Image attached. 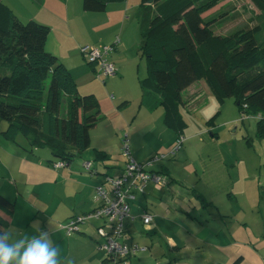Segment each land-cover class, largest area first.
Masks as SVG:
<instances>
[{
  "label": "crops",
  "instance_id": "0c3cea01",
  "mask_svg": "<svg viewBox=\"0 0 264 264\" xmlns=\"http://www.w3.org/2000/svg\"><path fill=\"white\" fill-rule=\"evenodd\" d=\"M246 1L249 4L246 11H243L249 13L247 19L250 15L264 16V11L257 10L249 0ZM31 2L42 13L39 14V19L29 18L47 25L50 29L44 44L45 50L64 64L75 80L78 93L81 95L92 93L96 95L92 85L100 86V84L94 81L93 70L85 64L86 60L79 48L83 45L97 46L112 43L107 38L113 28L120 26V44L109 54V59L116 68V74L110 77L109 88L116 87V100L114 95L112 98L109 97L107 85L104 86L105 92L100 86L97 102L100 119L89 132V147L81 154L77 153L85 158L82 161L73 159L69 161L61 169L62 177H57L59 180L53 181L49 191L44 193L33 187L22 189L15 180L13 186L9 183L10 191L3 185L5 181L3 179L0 193L14 203L12 215L0 211V217L6 222L5 228L12 226L19 229L21 235L29 237L37 235L38 228L50 231L53 242L60 248L61 261L71 260L72 264H264V175L258 178L252 177L249 172L252 167L248 169L249 165L245 157L231 146L223 152L217 144L205 142V133L210 132L211 137L217 136L212 132V128L206 127L207 124L213 123L212 121L209 123L210 119L205 125L194 117L196 114L202 115L203 106L211 103V107H214L211 100H208L214 98L202 80L192 83L181 93V114L182 110L187 114L192 113L193 121L197 124L195 131L187 132L186 138L190 141L180 149V158L183 161L180 159L173 161L171 157H166L155 165V168L163 171L169 180V187L165 191H168L171 185L174 194L178 186L188 189L200 207L196 203L190 209L181 195H178L176 198L178 203L174 204L173 210L166 205V211H169V207L172 213L160 211L158 202L152 211L148 204L158 200L159 194L163 192L157 191L155 189L157 187L151 185L144 194L136 195L134 201L130 203V217L124 220L127 241L139 246L141 245L136 235H139L141 230L145 232L143 235H147V232H154L164 224L162 220H167L171 228V239L168 240L167 245L159 250L158 246L154 248L152 243L141 241L145 244L142 245L143 250L124 261H113L101 255L95 246L94 241L98 229L102 228V221L92 219L81 226L80 232L70 235L64 232L61 226L70 217L87 213L96 206L93 200L94 189L96 185L102 183L104 176L117 175L123 169V155L121 154L122 162L113 165L115 162L110 160L109 151L119 150L124 128L127 127L126 136L129 138V145L134 148L137 144L143 150H147L142 153L129 148L133 158L138 162H146L155 154L168 153L178 134L164 125V111L160 105L154 109L142 105L140 80L137 86L131 84L128 89L123 85L119 88L116 86V83L125 80L118 75L123 72L126 52H129L132 44L139 42L137 37L142 41L138 19L139 0L109 3L100 13L84 11L79 0ZM131 20L133 23L135 21L137 37L132 39L130 44L127 40L126 27ZM90 33H101L102 37L98 39L100 43H87ZM101 82L103 83L102 80ZM234 106L236 108L235 104ZM233 118H229L227 122L232 121ZM256 121L255 118V123ZM186 124L187 128L188 123ZM186 128L182 132V137ZM94 131L99 133L97 141L93 140ZM254 135L257 138L255 126ZM147 136H150L148 140H142ZM194 140L199 141V150L204 151L202 154L206 158L205 162L201 161V156L193 148ZM245 144L247 148H251L248 139ZM89 148L91 151H87ZM45 149L30 148V154L47 157L49 152ZM96 152L100 153V157H96ZM244 154L246 156V153ZM193 155H197V158H192ZM89 157L103 168H93ZM85 162L91 163L89 170L83 166ZM25 164L28 166L27 163ZM262 165L264 161L258 158V169ZM35 166L50 170L40 160ZM54 170L58 171L60 168ZM178 170L183 172L182 176L181 173L178 174ZM199 186L206 188L208 194L198 189ZM137 197L146 200L141 203L137 201ZM143 213L151 215L148 229L142 224ZM154 250L155 253L152 254Z\"/></svg>",
  "mask_w": 264,
  "mask_h": 264
},
{
  "label": "trees",
  "instance_id": "16d2710c",
  "mask_svg": "<svg viewBox=\"0 0 264 264\" xmlns=\"http://www.w3.org/2000/svg\"><path fill=\"white\" fill-rule=\"evenodd\" d=\"M123 1L81 0V7L100 13L107 4ZM219 1L139 0V51L146 69L141 103L149 109L160 105L164 125L182 135L187 124L181 93L202 80L219 105L231 98L241 119L255 117V134L264 139V16L250 15L247 27L217 33L216 19L202 14ZM249 2L264 11V0ZM49 31L34 20L23 23L0 0V118L6 121L1 134L9 140L20 134L31 149L47 148L68 164L89 147L100 110L96 98L79 94L68 69L45 50ZM0 211H14L1 193ZM0 225L6 226L1 217Z\"/></svg>",
  "mask_w": 264,
  "mask_h": 264
},
{
  "label": "rangeland",
  "instance_id": "374dc122",
  "mask_svg": "<svg viewBox=\"0 0 264 264\" xmlns=\"http://www.w3.org/2000/svg\"><path fill=\"white\" fill-rule=\"evenodd\" d=\"M4 4L9 6L15 14L18 16L20 21L23 23L28 22L30 19L29 17H35V19H39V14L42 13V11H38L36 6L30 1V0H2ZM81 3V0H79ZM249 3L246 0H220L217 5L212 7L211 9L207 10L206 12L203 13V16L206 17V19H209L213 17L216 19V21L212 23H216V27H214L215 32H221V33H228L234 29H238L241 27H247L248 24V19L247 16H249L248 12H244L243 10L246 11L247 5ZM35 21V20H34ZM134 24V29L133 28ZM110 29V28H109ZM126 35H127V40L132 43V39H135L137 37L136 34V27H135V21L131 20L129 22L128 27H126ZM120 26H117L111 30L110 36L107 39H110V42H113L116 38L119 39L120 41ZM85 37V36H82ZM102 37L101 33H90L88 35V39L86 40L87 43H94L98 44V39ZM137 40H139L138 43H134L130 46L129 52H126V60L123 62V72L122 74H119L118 76L124 77L125 80L123 82H118L116 83L117 88L119 86L123 85V87L127 88L133 84L134 86H137L139 83V80L144 78L146 75V69H145V58L144 56L141 55L139 48L142 44L141 39L137 37ZM94 41V42H92ZM105 41H107L105 39ZM66 42H69L66 40ZM120 43V42H119ZM69 45V43H68ZM109 58V54H108ZM85 64L87 65L88 68H91V66L84 61ZM94 67V66H93ZM93 79L95 82H98L100 86L104 88L105 85H107V93L110 97V95H114V98L116 100V87L115 89H110L109 88V80L110 77H105L102 78L103 83L101 80L97 79L95 74L93 73ZM112 77V76H111ZM123 79V78H122ZM105 82V83H104ZM100 86L94 84L92 85L93 91H96V95L92 93V95L96 98L97 102L99 99L100 95ZM105 92V88H104ZM211 100L212 104H214V107H211V103L203 106L201 113L196 114L194 117L198 118V121L201 123H204L206 125V121L209 119L212 120V124H207L206 127L212 128V132L216 134L217 137H211L210 132L205 133V142H213L217 144L221 150L224 152L225 150L228 149L229 146L232 147V149L237 150L240 152L242 156L245 157L246 161L248 162V169L252 167L249 172L252 177L258 178L259 176L264 175V165L259 166L258 169V158L259 160L264 161V141H262L260 138H256L254 135V126H255V118L254 117H246L244 119H241V116L239 115L237 111V107L235 108L233 104V100L231 98L225 99V101L222 104H217L215 103L214 99H208ZM208 112V113H207ZM192 113H186L184 110H182V115L183 118L186 120L188 123V127L184 131V139L182 142L181 148L184 147V144H187L188 138H186L187 132H193L197 128V124L193 121V116L191 115ZM234 117L232 121L227 122L229 118ZM202 118V119H201ZM6 121L0 118V184L3 182V179L5 180L3 185L6 186L8 189L11 191V186H13V181L15 180L20 184V187L24 189L25 187L27 188H36L40 192H47L51 189L54 180H59V177H62V172L60 170H54L50 165L49 162L53 161L56 162L59 159H56L53 157L52 153L46 148L45 150H48L49 155L47 157H43L40 155L33 156L30 154V147L25 139L24 136L18 135L14 140H9L6 139L2 134L1 131L4 130L6 127ZM93 129V128H92ZM122 132V137L123 138V133L126 135L127 133V127L124 128ZM91 131V129H90ZM93 135V140L97 141L99 140L98 136L99 133L98 131H94L92 133ZM97 136V138H95ZM183 136V135H182ZM127 137V136H126ZM150 136L142 138V140H148ZM213 138V139H211ZM129 138L127 137V144L129 148L132 150H137L140 152H147V150H143V148H140V145H135L134 148L129 145ZM248 139L251 144V148H247L245 141ZM193 148L197 152L199 156H201V161L205 162L206 158L204 157V151H200V144L199 141H193ZM180 148V149H181ZM178 150L170 159L173 161H177L180 159V161H183L182 158H180V151ZM87 151H91V148H89ZM86 151V154H88ZM130 151V150H129ZM111 157L110 160L114 161L115 164L113 165H119V162H122V156H121V150H112L110 149L109 151ZM246 153V156L245 154ZM81 154V153H80ZM131 156L133 157L132 152L130 151ZM91 154H89L90 156ZM85 158V156H81L78 154L73 155V160L76 161H82ZM192 158H197V155H193ZM90 161L92 162V166L94 167H101L92 159L89 157ZM42 161L44 165H47L48 169L45 168H37L35 164H37L38 161ZM255 162V164H253ZM13 163V164H12ZM27 163L28 166L25 164ZM124 164V162H123ZM124 166V165H123ZM247 169V170H248ZM258 171V172H257ZM181 173V175L179 174ZM178 174L180 176L183 175V172L181 170H178ZM64 175V174H63ZM58 177V178H57ZM167 181V186L165 187H159L156 186L155 184L148 183L146 186V189H149V186L153 185L157 188H155L159 192H163L162 194H159L160 198L153 203L148 204V207L152 209V211L156 208L157 202L159 204V209L162 212H167V213H172L171 210L174 208V204L178 203L177 199L178 195H181L182 199H184V202L186 205L192 209L193 204L196 205L198 204V201L196 200L195 197L191 194V191L188 189H183L181 187L176 188V194H174V189L171 188L168 191H165L169 187V180L166 178ZM10 183V184H9ZM27 185V186H25ZM198 189L204 190L206 192V188H201L199 186ZM185 190V191H184ZM145 193V191H144ZM184 193V194H183ZM207 193V192H206ZM183 194V196H182ZM208 194V193H207ZM142 195V194H140ZM139 196V195H138ZM146 199H143V197H137L138 202H144ZM188 200L190 202H188ZM177 201V202H176ZM13 202V201H12ZM166 205H168L171 210L168 207L169 211H166ZM200 207V205L198 204ZM155 212V211H154ZM69 220V219H68ZM67 220V222H68ZM67 222L64 224L66 225ZM161 226L158 227L154 232H147L149 237L145 234L143 230H139L140 233L139 235H136L137 241L140 243L141 247L142 245H145L141 241H147L148 244L152 243V245L158 246L159 250H161L162 246L167 245L168 240L171 239V228L169 226V223L167 220H162ZM149 226H147L145 229H148ZM150 231V230H149ZM76 233V232H73ZM72 233V234H73ZM151 238V240H150ZM138 245V244H137ZM161 245V246H159ZM96 246V245H95ZM97 249V248H96ZM98 250V249H97ZM98 252L103 255L99 250ZM155 253V250L152 251V254Z\"/></svg>",
  "mask_w": 264,
  "mask_h": 264
},
{
  "label": "built area",
  "instance_id": "2783aa9c",
  "mask_svg": "<svg viewBox=\"0 0 264 264\" xmlns=\"http://www.w3.org/2000/svg\"><path fill=\"white\" fill-rule=\"evenodd\" d=\"M119 42L116 38L110 44L83 45L79 48L86 62L94 66L93 73L97 79L102 80L116 74V68L108 58V54L120 44ZM183 139L182 135H177L168 153L155 154L146 162H138L131 156L127 137L124 134L120 145L121 154L124 157L123 169L117 175L104 176L102 183L96 185L94 189L93 200L96 206L87 213L70 217L67 224L61 226L64 232L67 235L80 232L84 223L92 219L100 220L103 225L98 229L94 242L106 259L124 261L143 250L144 248L136 243L127 241L124 220L130 217V203L134 201L136 195L144 194L148 183L159 187L167 186L166 174L156 169L155 165L166 157H172L181 148ZM66 165L67 163L63 161H56L51 164V167L59 169ZM83 166L89 170L91 163L85 162ZM141 220L143 227L146 228L151 222V215L143 213Z\"/></svg>",
  "mask_w": 264,
  "mask_h": 264
},
{
  "label": "clouds",
  "instance_id": "9594fccd",
  "mask_svg": "<svg viewBox=\"0 0 264 264\" xmlns=\"http://www.w3.org/2000/svg\"><path fill=\"white\" fill-rule=\"evenodd\" d=\"M37 233L24 236L17 228L0 225V264H72L61 261L50 231L38 228Z\"/></svg>",
  "mask_w": 264,
  "mask_h": 264
}]
</instances>
